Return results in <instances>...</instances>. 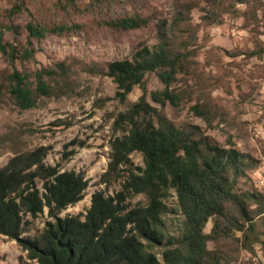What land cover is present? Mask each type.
<instances>
[{"label": "trees", "instance_id": "trees-1", "mask_svg": "<svg viewBox=\"0 0 264 264\" xmlns=\"http://www.w3.org/2000/svg\"><path fill=\"white\" fill-rule=\"evenodd\" d=\"M241 0H229L227 6ZM169 18L155 21L156 42L152 47L142 45L130 57L111 59L105 64V74L115 83L114 94L123 99L134 84L141 93L113 119V128L120 133L109 141L105 169L99 180L105 184L120 178L119 189L105 193L95 189L83 217L59 211L78 200L86 186L81 171L58 168L45 163V146L12 154L0 166V233L14 238L26 249L28 264H229L233 249L255 252L258 246L264 254V185L261 189L236 186L237 178L250 165L247 155L229 145L211 142L207 135L176 126L156 106L145 99L143 74L154 71L163 86L149 91L152 101L176 104L179 91L170 87L178 74L189 72L195 64L193 43L195 24L190 10L195 0H172ZM144 0H52L60 19L50 24L29 16L23 23L26 37L40 39L47 33L74 32L82 23L70 21L72 14L92 12L96 24L128 29L145 24L148 14H141ZM130 6L132 11L120 12L115 7ZM217 2L199 6L200 18L206 22L220 21ZM22 9L28 13L24 0H14L8 15ZM242 13L256 18L255 10ZM241 13V14H242ZM264 13V12H263ZM18 23L10 21L3 28L15 36ZM0 52L11 62L15 57L32 56L30 40L20 48L2 38ZM250 52L264 51L250 49ZM68 67L63 60L51 67L33 71V85L24 72L11 69L4 82L14 103L20 108L34 104L39 94L49 95L68 90ZM194 114L209 122V106L203 102L190 105ZM72 149L68 152L70 153ZM139 151L142 165H131L129 153ZM40 181V188L37 186ZM172 190L180 215L176 234L166 230L165 200ZM142 193L144 202L129 204L127 195ZM46 208L41 229L32 236L20 235L29 218ZM207 219L211 224L203 227ZM213 247L207 245V241ZM231 240L230 251L223 245ZM159 247V256L153 246ZM18 264H22L19 262Z\"/></svg>", "mask_w": 264, "mask_h": 264}, {"label": "rangeland", "instance_id": "rangeland-1", "mask_svg": "<svg viewBox=\"0 0 264 264\" xmlns=\"http://www.w3.org/2000/svg\"><path fill=\"white\" fill-rule=\"evenodd\" d=\"M14 0H0V30L2 38L12 41L20 48L30 40L32 56L11 62L0 52V166L14 153L45 146L44 162L57 164L60 170L81 171L86 178L82 196L59 211L77 213L80 217L89 205L90 194L95 189L113 193L119 189L120 178L105 184L99 180L105 169L110 139L119 134L113 128V119L141 93V86L134 84L123 99L115 94V83L105 74V64L111 59L130 57L142 45L152 47L156 42L155 21L169 18L172 0H144L139 9L148 14L149 20L138 27L128 29L111 28L96 24L95 13H79L69 16L70 21L82 23L74 32L47 33L40 39L26 37L23 23L29 16L50 24L60 19V12L52 7V0H24L29 13L21 11L8 15L7 8ZM191 8V22L195 24L196 38L193 43L195 64L185 74L170 83L179 91L176 104H159L149 97V91L163 86L154 71L143 74L142 85L145 99L170 119L176 126L189 129L197 125V131L207 135L211 142L222 146H233L247 155L250 165L244 175L237 178L236 186L244 189H261L264 185V51L254 53L264 46V0L236 1L231 11L229 0H215L220 9V21L206 23L200 18L199 6L212 0H195ZM120 12H131L130 6L115 7ZM245 10H255L256 18L246 15ZM242 13V14H241ZM18 23L15 36L3 28L6 22ZM63 60L68 67V90H58L49 95L39 94L33 105L20 108L8 93L4 76L17 69L25 73L33 85L34 69L51 67ZM203 102L209 106L210 120L194 114L190 105ZM71 150L69 153L68 151ZM131 165H142L139 151L129 153ZM40 188V181L37 180ZM142 193L127 195L129 204L144 202ZM164 214L166 230L176 234L181 219L174 192L170 189L165 200ZM20 235L32 236L43 226L46 208L30 218ZM207 219L204 231L209 229ZM207 245L213 247L212 241ZM230 251L233 242L223 244ZM159 256V247L153 246ZM229 264H264V254L258 246L255 252L243 248L233 249ZM16 239L0 233V264L32 263Z\"/></svg>", "mask_w": 264, "mask_h": 264}]
</instances>
